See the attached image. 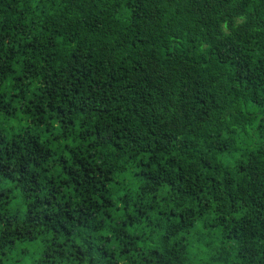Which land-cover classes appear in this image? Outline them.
<instances>
[{"label": "trees", "instance_id": "obj_1", "mask_svg": "<svg viewBox=\"0 0 264 264\" xmlns=\"http://www.w3.org/2000/svg\"><path fill=\"white\" fill-rule=\"evenodd\" d=\"M0 264H264V0H0Z\"/></svg>", "mask_w": 264, "mask_h": 264}]
</instances>
